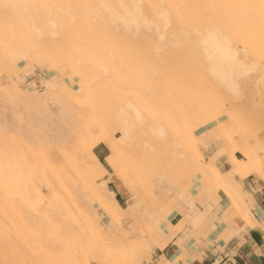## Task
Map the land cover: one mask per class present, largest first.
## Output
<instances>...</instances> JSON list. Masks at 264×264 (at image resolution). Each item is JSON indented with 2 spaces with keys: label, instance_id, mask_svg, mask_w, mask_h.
Wrapping results in <instances>:
<instances>
[{
  "label": "rangeland",
  "instance_id": "rangeland-1",
  "mask_svg": "<svg viewBox=\"0 0 264 264\" xmlns=\"http://www.w3.org/2000/svg\"><path fill=\"white\" fill-rule=\"evenodd\" d=\"M118 2L40 0L42 11L36 15L54 25L50 30L56 34V47L41 49L43 53L28 47H12L9 54L0 50V134L4 145L16 142L33 154H58L63 164L79 150L77 137L83 131L89 133L87 142L102 133L118 149L117 166L107 165V149L108 155L100 162L106 172L92 171L94 180L80 188L73 186L74 204L86 209L90 225L94 220L105 234L110 231L123 238L124 257L118 264H153L151 255L164 245L162 236L168 240L177 234L190 213L211 200L199 187L231 188L234 181L245 179L246 171L262 175L264 0H199L197 12H187L184 21L169 12L167 20L155 18L148 32L159 48L150 59H143L140 47L133 44L135 26L120 20L133 12V5L122 7ZM9 11L2 9V16L12 21ZM212 28L228 41L218 38L217 44L203 43L207 29ZM46 35L40 40L46 39L47 45ZM123 40L130 44L123 46ZM215 47H226L227 56L218 60ZM204 48L215 56L206 57ZM166 83L169 87H164ZM246 142L252 144L250 149L240 147ZM97 145L106 147L104 142ZM216 155L228 157L227 174L222 175L211 162L205 168ZM145 161L148 166L143 168ZM203 166L214 172H201ZM119 173L129 192L126 197L113 183ZM214 173L220 185L206 186L198 179L215 180ZM103 186L113 192L119 205L115 219H107L91 197L93 190ZM41 188L48 197L46 188ZM191 191H195L193 196ZM242 203L235 215L240 219L246 212L245 198ZM28 213L27 218L33 215ZM172 214L177 218L169 222ZM22 221L16 217L0 220V264H31L26 259ZM79 223V238L92 241L85 221Z\"/></svg>",
  "mask_w": 264,
  "mask_h": 264
},
{
  "label": "bare ground",
  "instance_id": "bare-ground-1",
  "mask_svg": "<svg viewBox=\"0 0 264 264\" xmlns=\"http://www.w3.org/2000/svg\"><path fill=\"white\" fill-rule=\"evenodd\" d=\"M198 2L199 0H119L117 5H122V7L123 5L129 3L133 5V12H130L127 16H123L124 18L121 17L120 20H122V23H124L125 25L135 26L136 29L133 28V30H135V36H137L136 38H134L135 41L133 42V44H137L138 48L140 47L141 57L143 59H150L154 54V50L159 48L158 43H155V41L154 43L151 42V36L148 32V30L151 29L154 24L153 20H155V18L167 20V15L169 12L184 21L183 15H186L187 12H197ZM104 7L105 6H103V8ZM4 8H8L10 10L9 13L13 17L12 21L9 20V18H7L6 16H2L3 13L1 12V10ZM59 8L60 7H58V9ZM105 8L108 7L106 6ZM40 9L42 11L40 0H0V50L3 54H9L12 47H15L17 49L28 47L33 50H40L41 52V49H43V51L47 49H55L56 39H54V35L56 34L50 30V28L52 29L54 25H52V23L50 22L46 23L40 20V18L36 15L37 13H40ZM126 12H128V10ZM26 15L31 18L30 22H27ZM196 23L198 24L199 21L196 20ZM139 25L142 26V28L139 29ZM45 29L47 30L45 31ZM123 30L125 31L124 28ZM42 35H46V38L50 40H48L49 42L47 43V45L45 44L46 42L43 43L46 39L43 42L40 40ZM173 38L175 40L174 36ZM218 38H222L224 42L228 41L222 36V34L218 33L215 28H212L211 30L207 29L206 38H204L203 43H214L216 40H218ZM122 42L123 46H127V44H130L126 40H123ZM207 50L209 49H205L206 57L211 54L207 53ZM215 50L218 60L221 57L224 58L228 54V50L226 47L225 49H217L215 47ZM201 54H204V52ZM211 55L215 56V54ZM69 63L71 64V61ZM198 67L200 68L201 66ZM198 71H200L199 69L197 70V73L200 74V72ZM195 74L194 76L196 77ZM195 77H193V79H195ZM188 78L187 82L189 80ZM168 83H166L164 87H169ZM180 85L186 86L187 88L186 84ZM172 87L170 88L172 89ZM177 88L179 89V87ZM192 88L195 91V87ZM179 91H181V89H179ZM196 91L198 90L196 89ZM54 94H56V92ZM152 95L155 96L156 93L154 92V94L152 93ZM17 96L20 97L21 95ZM172 96H176V94H172ZM23 98L25 97L23 96ZM197 98L194 99L196 100L195 102L193 100L194 104L197 102ZM219 122L220 121H218V123ZM221 122L223 123V121ZM171 123L173 124L175 122ZM258 126L260 125L258 124ZM82 127L80 126V128ZM234 127L236 128V126ZM235 128L234 130H236ZM232 129L233 128H231V130ZM83 133L77 137V141L79 142V150L75 152V154H73V158H69V162L63 164L60 163V159L62 160L63 158H60L58 154H51L45 151H42L38 154H33L29 152L27 148L22 147L19 143L16 142H12L13 144L11 145L10 143L9 145L6 144L8 146L6 148V145H4L5 141L3 140L2 142L3 137L1 138L0 134V220H7L11 217H16L21 220L23 218L22 226L26 236V239L24 240L27 253L26 259L31 264H118L119 260L124 257L122 254V251L124 250L123 238L117 236V234L111 233L110 231H107L109 235L105 234L102 229L96 225L94 220L90 225V222H88L90 216L86 209L82 206H79V204H74V190L72 191L71 188H74L73 186H79L80 188V186L88 184L89 180H94V176L96 175L94 174L93 176L92 171H95L97 175H101V173L106 172L103 165L93 153V148L99 142H104L107 149L110 151V156L106 159V163L112 169L117 166V158L119 154L116 146L111 144L106 139V137L103 136L102 133L98 134L97 137L91 136L90 142L86 141V137H88L86 135L89 133H85L84 131ZM246 143L248 144L241 143L239 145L241 148L250 149L252 147V144H250V142ZM198 156L196 155V157ZM191 159L193 161L192 157ZM146 164L147 161L143 162V168ZM192 164L194 163L192 162ZM208 165L209 163L205 168H207ZM198 166L201 167V165L199 164ZM203 169L199 168V170H201V172L203 173L213 171V169L211 168H208L207 170ZM121 176L122 175L120 173L117 176L115 175V177L113 178V183L117 192L122 197H126L129 192L125 190L126 187ZM93 183L94 181H91L92 185ZM92 185L90 188H92ZM41 187L46 188L49 193L48 197H45L43 195V190ZM87 189H89V187ZM91 197L98 209L105 217H107V219H115V215L117 212H119L120 208L113 197V192L109 190L107 186H103L101 190H93ZM28 212H33L31 214H33L34 216L29 215L27 218L26 216L29 214ZM80 220L83 222L85 221L86 224H84L83 226H85L87 233L93 236L92 241L87 239L81 240L79 238V232L81 228V224L79 223Z\"/></svg>",
  "mask_w": 264,
  "mask_h": 264
},
{
  "label": "crops",
  "instance_id": "crops-1",
  "mask_svg": "<svg viewBox=\"0 0 264 264\" xmlns=\"http://www.w3.org/2000/svg\"><path fill=\"white\" fill-rule=\"evenodd\" d=\"M260 137L264 142V130ZM93 153L102 163L108 150L104 145H97ZM210 161L222 175L229 172L227 156L216 155L209 160V164ZM246 174L245 179L239 183L234 181L235 185L231 188L219 186L208 190L199 187L195 181V186L207 193L211 200L204 201V204L192 210L187 224L177 234L168 240L162 236L161 242L164 245L155 248L151 255L152 263L264 264V169L261 176L257 171H246ZM214 175L215 180L207 177L198 179L206 186L220 185L216 173ZM194 192L190 194L193 196ZM244 198L246 212L241 215V220L235 215ZM176 218L172 214L168 221Z\"/></svg>",
  "mask_w": 264,
  "mask_h": 264
}]
</instances>
